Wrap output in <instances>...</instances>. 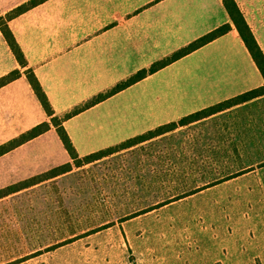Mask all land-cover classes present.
Wrapping results in <instances>:
<instances>
[{
  "label": "rangeland",
  "instance_id": "1",
  "mask_svg": "<svg viewBox=\"0 0 264 264\" xmlns=\"http://www.w3.org/2000/svg\"><path fill=\"white\" fill-rule=\"evenodd\" d=\"M71 165L27 186L50 171L0 157V264H264V98Z\"/></svg>",
  "mask_w": 264,
  "mask_h": 264
},
{
  "label": "crops",
  "instance_id": "2",
  "mask_svg": "<svg viewBox=\"0 0 264 264\" xmlns=\"http://www.w3.org/2000/svg\"><path fill=\"white\" fill-rule=\"evenodd\" d=\"M30 1L0 0V19ZM7 23L27 68H21L0 28V78L22 72L0 88V145L50 121L27 69L63 120L80 159L111 149L119 153L123 150L116 148L130 140L264 88L223 0H45ZM224 25L231 26L225 35L113 93L139 72ZM99 97L105 98L93 103ZM6 156L40 174L73 161L54 127Z\"/></svg>",
  "mask_w": 264,
  "mask_h": 264
},
{
  "label": "trees",
  "instance_id": "3",
  "mask_svg": "<svg viewBox=\"0 0 264 264\" xmlns=\"http://www.w3.org/2000/svg\"><path fill=\"white\" fill-rule=\"evenodd\" d=\"M44 1L45 0H32L29 3L19 7L18 9L14 10L10 14H8L5 19H2V18L0 19L1 32H2L6 42L8 43L9 47L11 48V50H12L15 58L17 59L19 65L21 66V68H27V61L25 59V56H24L20 46L18 45V43L15 39L13 33L11 32L7 21L14 18V17L19 16L20 14L24 13L25 11L31 9L32 7L42 3ZM223 3L225 6V9L227 10V12L231 18V21L233 22L236 30L238 31V33L242 39V41L244 42L245 46L247 47L249 53L251 54L253 61L255 62L257 68L259 69L261 75L264 78V52L261 49L259 43L257 42L251 27L249 26V24L247 23V21L244 17V14L240 10V8L237 5L235 0H223ZM230 29H231L230 25H224V26L216 29L215 31L211 32L210 34L206 35L205 37L193 42L188 47L180 50L179 52H177L173 56L154 64L149 70H144V71L139 72L137 75L133 76L126 83L118 86L115 89V91H113V93L123 90L124 88L144 79L148 74L155 73L158 70L169 65L170 63L194 52L195 50L200 49L201 47L205 46L206 44H208V43L216 40L217 38L225 35L226 33L229 32ZM25 74H26V77H27L33 91L35 92V95L37 96V98L41 102V104H42L43 108L45 109L47 115L50 117V121L44 122V123L34 127L30 131L22 134L21 136L15 138V139H12L5 144L0 145V157L11 152L12 150L16 149L17 147L41 136L42 134L46 133L47 131H49L51 128L54 127V128H56L57 133H58L65 149L69 153L71 159L73 161L77 160L78 159L77 153L73 147L71 139L69 138V136L67 135V133L63 127V120L59 119L58 117L55 116L54 111H53V109H52V107L48 101V98H47L45 92L43 91L39 81L37 80V78L33 74V72L31 70L27 69L25 71ZM21 75H22L21 70L17 69L15 71L5 75L4 77L0 78V88L11 83V82H13V81H15V80H17V79H19L21 77ZM261 96H264V88H259V89L250 91L248 93H245L243 95H240L238 97L230 99L226 102H223L217 106L205 109L201 112H198L194 115H191L189 117L182 119L178 123H172V124L160 127L159 129H157L153 132H150L146 135H143L141 137L135 138L133 140H130V141L122 144L120 147H117L116 150H118V149L124 150V149L131 148L133 146L142 144L144 142L155 139L156 137L162 136V135L167 134L169 132H173L178 128V126L190 124L194 121L209 117V116L216 114L220 111L235 107L237 105L243 104L245 102L251 101V100L258 98V97H261ZM103 98H105V97H99L98 99L93 101V103L101 101ZM114 150L115 149H111L108 151L92 154L90 156L84 157V160L89 163L92 161H96L98 159H103L107 155L113 154ZM71 167H72L71 164L63 165L59 168H56V169H53L52 171H50L48 173V176H46L44 179H40V180L39 179L38 180L33 179L30 182L25 183L24 185H27V186L30 185L31 186V185L39 183L45 179L53 178V177H56L58 175L67 173L71 170Z\"/></svg>",
  "mask_w": 264,
  "mask_h": 264
}]
</instances>
